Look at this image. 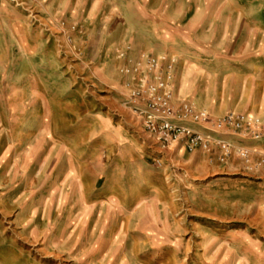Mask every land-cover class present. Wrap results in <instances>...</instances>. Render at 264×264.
Wrapping results in <instances>:
<instances>
[{
    "label": "rangeland",
    "instance_id": "obj_1",
    "mask_svg": "<svg viewBox=\"0 0 264 264\" xmlns=\"http://www.w3.org/2000/svg\"><path fill=\"white\" fill-rule=\"evenodd\" d=\"M0 264H264V0H0Z\"/></svg>",
    "mask_w": 264,
    "mask_h": 264
},
{
    "label": "built area",
    "instance_id": "obj_2",
    "mask_svg": "<svg viewBox=\"0 0 264 264\" xmlns=\"http://www.w3.org/2000/svg\"><path fill=\"white\" fill-rule=\"evenodd\" d=\"M152 64H155V62H152ZM156 85V87H149L152 99L149 108L150 115H147V119L153 124V131L159 132V135L166 141H174L180 135H183L191 144L202 142L201 135L174 125V121H182L188 119V117L196 122L205 121L208 116L207 113H196L191 107H185L181 112L172 108L170 106L172 96L168 83L159 81ZM160 92H163V94H160ZM156 124L160 126L159 129H156Z\"/></svg>",
    "mask_w": 264,
    "mask_h": 264
}]
</instances>
